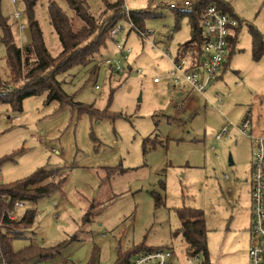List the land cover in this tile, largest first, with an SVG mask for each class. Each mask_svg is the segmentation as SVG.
I'll return each mask as SVG.
<instances>
[{
	"label": "rangeland",
	"instance_id": "1",
	"mask_svg": "<svg viewBox=\"0 0 264 264\" xmlns=\"http://www.w3.org/2000/svg\"><path fill=\"white\" fill-rule=\"evenodd\" d=\"M50 1L38 0L35 9L47 47L55 55L62 46L49 21ZM55 1L73 15L66 0ZM87 1L91 12L100 14L102 0ZM184 1L197 0L124 1L131 11L158 14L145 20L150 40L143 41L136 30L128 36L132 55L125 73L106 68L104 59L115 55L111 40L89 64L58 76L75 101L107 113L100 119L79 113L77 107L47 102L46 94L26 97L22 112L0 102V158L17 152L2 165L0 180L22 179L42 167L63 170L47 182L58 183L63 173L66 177L58 191L37 202L40 216L13 241L16 251L32 243L42 249L61 242L65 246L54 259L42 263L32 256L26 264H117L120 254L140 243L150 248L170 245L177 255L172 264H184L186 243L176 234L181 227L176 208L183 206L204 210L213 240L216 235L226 238L227 249H216L223 253L222 264L244 260L241 254L249 242L246 246L240 229L250 224L243 215L251 204L246 179L252 171L253 147L237 125L248 111L254 122L264 120V54L255 59L250 31L254 27L264 36V0H227L238 17L239 36L226 58L227 70L205 93L186 82L175 87L168 78L171 65L163 49L168 46L175 53L180 42L192 38L186 18L176 28L170 5ZM24 6L23 0L15 5L0 0L20 47L26 43L13 14L24 11L26 21ZM5 54L0 39V73L7 79ZM228 123V133L217 139ZM157 197L162 198L158 206ZM89 212L90 220L85 221Z\"/></svg>",
	"mask_w": 264,
	"mask_h": 264
},
{
	"label": "trees",
	"instance_id": "2",
	"mask_svg": "<svg viewBox=\"0 0 264 264\" xmlns=\"http://www.w3.org/2000/svg\"><path fill=\"white\" fill-rule=\"evenodd\" d=\"M25 3L26 23L29 27L30 42L23 47L18 46L13 35V25L10 18L5 17L0 10V30L1 41L6 49V63L9 69V77L4 79L0 73V102L10 103L15 112L23 111V101L31 95L46 94L47 102L57 101L60 107H77L79 113H90L100 119L107 113L100 114L94 104H84L75 101L74 95L68 94L58 76L70 71L74 66H86L96 58L101 48H107L108 41H111V30L116 24L126 19L125 0H102L103 9L100 14H93L87 0H66L73 11L70 16L61 8L55 0L48 4L49 21L60 39L62 49L58 54L53 55L47 47L44 40L42 26L36 18V5L38 0H23ZM209 3L216 4L231 17H235L233 5L227 0H197L192 6L187 8H178L175 11L176 28L180 25L182 18L189 20L192 38L181 45L180 56H187L195 59L201 53L203 41L200 13ZM158 16L150 9L130 10V17L140 28L145 30V20L148 17ZM251 33L254 35L253 50L255 59H260L264 54V36L260 31L251 27ZM236 30L233 36L229 38V54L233 53V46L237 39ZM234 47V46H233ZM14 153L10 157L0 158V169L6 161L14 160ZM58 169H47L42 167L25 178L4 182L0 180V220L3 219V225L0 227V264H26L30 257L38 256L42 263L45 260L55 258L56 254L65 246L60 244L46 247L44 249L32 243L28 247L16 251L13 247V241L23 237L24 231L28 226L35 223L38 208L37 202L45 195L58 191L65 182L61 175L58 183L47 182L60 171ZM112 171V169H109ZM159 196V195H158ZM22 200L29 203L23 215L17 219H10L8 210H12L13 203L8 201ZM162 203V198H156V205ZM93 208V205H91ZM91 212V211H90ZM88 213L84 220H90L91 213ZM93 213V212H92ZM177 216L181 221V227L176 231L180 234L186 243V254H203L204 264H212L208 250L207 223L205 213L202 209L183 206L176 208ZM25 229V230H24ZM156 248H170L169 246H160L150 248L144 243L138 244L127 253L120 254L117 264H129L133 257L139 253L153 251Z\"/></svg>",
	"mask_w": 264,
	"mask_h": 264
},
{
	"label": "built area",
	"instance_id": "3",
	"mask_svg": "<svg viewBox=\"0 0 264 264\" xmlns=\"http://www.w3.org/2000/svg\"><path fill=\"white\" fill-rule=\"evenodd\" d=\"M12 3L15 5L18 0H12ZM171 6L174 9L187 8L191 6V3L185 1L184 3H173ZM124 12L127 18L119 21L110 32V37L115 43L116 53L114 56H107L104 59L109 71L120 73H125L126 68L130 66L132 49L128 46L129 33L136 30L143 40H150L149 34H151V31L140 28L131 20L128 6H125ZM23 17L24 11L20 9H17L13 14L20 32V39L27 44L30 41L27 32L28 25ZM200 20L203 36L200 55L192 60L187 56H172L169 53L172 66L168 78L173 80L175 87L180 86L181 82H186L193 89L205 93L226 61L229 52V38L232 36L235 20L214 3H209L204 8L200 13ZM154 81L159 82V79L154 78ZM251 124L252 119L251 114H249L237 125L239 132L251 137L255 143L251 171L252 239L248 249V264H264V136H254L250 131ZM229 126V123L225 125L216 134V138L222 139L230 130ZM8 202L13 203L12 210L7 211L11 220L23 215V211L29 206L28 202L22 200ZM2 225L3 219L0 220V227ZM174 254L175 252L171 248H156L153 251L139 253L129 264H170ZM203 262L204 257L201 253L187 254L186 256V264H204Z\"/></svg>",
	"mask_w": 264,
	"mask_h": 264
},
{
	"label": "crops",
	"instance_id": "4",
	"mask_svg": "<svg viewBox=\"0 0 264 264\" xmlns=\"http://www.w3.org/2000/svg\"><path fill=\"white\" fill-rule=\"evenodd\" d=\"M185 2V1H184ZM184 2H178V3H184ZM189 2V1H188ZM173 3H175V2H173ZM173 3H171V4H173ZM178 3H175V4H178ZM191 3V6H192V4H193V2H190ZM170 4V5H171ZM190 7V6H189ZM234 20H235V24H234V27L232 28V36H233V34H234V32H235V30H237V25H236V21L238 20V17L235 15V17L233 18ZM186 20H187V18H186ZM188 25H189V21H188ZM189 27H190V25H189ZM145 30H147L146 28H145ZM152 33V32H151ZM129 35H130V33H129ZM128 35V36H129ZM238 35V34H237ZM239 36V35H238ZM143 41H145V40H143ZM188 41V40H187ZM186 41H184V42H180L179 43V45L175 48V50H174V52L175 53H173L172 51H170V49H169V47L167 46L166 48H164L163 49V52H164V54L168 57V60H169V62H170V65L172 66V64H171V60H170V56H169V53L172 55V56H179L180 55V49H181V45L183 44V43H185ZM154 45H157L156 44V42H155V44ZM165 50V51H164ZM228 51H229V48H228ZM162 52V51H161ZM116 53V49L114 50V54ZM227 58V57H226ZM171 68V67H170ZM171 70V69H170ZM227 70V65H226V61L224 62V64H223V69L221 70V72L220 73H218L217 75L218 76H216L217 78L218 77H221V75H222V73L224 72V71H226ZM181 93H182V91H181ZM249 113H247L246 114V116L247 115H249V114H251V119H252V124H251V133L254 135V136H259V135H263L264 136V120H261L259 123H257V122H254L253 120H254V115H252V112H250V111H248ZM245 116V117H246ZM187 117V116H186ZM244 117V118H245ZM243 118V119H244ZM242 122V121H241ZM250 138V141H251V143H252V147H253V150H252V163H253V154H254V149H255V143H254V140L251 138V137H249ZM252 163H251V169H252ZM251 173H250V176L246 179L247 180V190H248V192H249V196H250V201H251V204H249V206H248V208L246 209V212L244 213V215L243 216H246V218L247 219H249V221H250V224H249V226H248V228H246V229H240V231H242V233H244L243 234V237H244V239H245V244H246V246H247V244H248V242H249V245H248V248H247V250L245 249V253L244 252H242V254H241V257H244V260H242L241 261V263L240 264H247V261H248V258H249V253H248V249H249V246H250V244H251V239H252V237H251V225H252V221H251V219H252V194H251ZM24 212V211H23ZM205 213V212H204ZM38 217L40 216V212H38ZM244 218V217H243ZM205 219H206V215H205ZM207 229H208V226H207ZM249 232V234H247ZM212 234H214V232H210V230L208 229V232H207V238H208V250H209V254H210V259H211V262H212V264H222V260H221V258L223 257L222 255H223V253L222 254H220V253H218L217 252V250L216 249H221V252H222V248H224V249H227V244H226V238H223V237H218L217 235H216V239L214 238V240H213V238H211V235ZM249 235V236H248ZM250 237V238H249ZM249 240V241H248ZM183 241H184V239H183ZM172 250H174L172 247H170ZM175 252V251H174ZM185 253H186V244H185ZM175 255V254H174ZM176 256L177 255H175L174 256V258L171 260V262H170V264H172V261L176 258ZM135 257H133V259H134ZM132 259V260H133ZM248 263H249V261H248ZM184 264H186V259H185V261H184Z\"/></svg>",
	"mask_w": 264,
	"mask_h": 264
},
{
	"label": "water",
	"instance_id": "5",
	"mask_svg": "<svg viewBox=\"0 0 264 264\" xmlns=\"http://www.w3.org/2000/svg\"><path fill=\"white\" fill-rule=\"evenodd\" d=\"M141 101V96H139V99ZM230 160V164H234V160H232V158L229 159ZM39 239H42V237H39Z\"/></svg>",
	"mask_w": 264,
	"mask_h": 264
}]
</instances>
